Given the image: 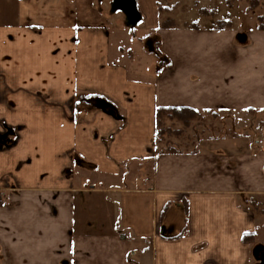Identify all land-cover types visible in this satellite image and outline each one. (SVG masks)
I'll return each mask as SVG.
<instances>
[{
    "label": "crops",
    "instance_id": "obj_1",
    "mask_svg": "<svg viewBox=\"0 0 264 264\" xmlns=\"http://www.w3.org/2000/svg\"><path fill=\"white\" fill-rule=\"evenodd\" d=\"M161 9L0 0V264H253L264 127L171 154L155 112L264 113V31L160 30ZM137 33L166 60L147 79Z\"/></svg>",
    "mask_w": 264,
    "mask_h": 264
},
{
    "label": "rangeland",
    "instance_id": "obj_2",
    "mask_svg": "<svg viewBox=\"0 0 264 264\" xmlns=\"http://www.w3.org/2000/svg\"><path fill=\"white\" fill-rule=\"evenodd\" d=\"M159 3L169 9L159 15L160 21L169 18L174 20L175 27L173 28H184V23H194L207 29L223 20H230L236 28L239 26L240 28H255L256 17L262 13L261 8L250 11L248 0H159ZM252 24L255 25L252 26ZM137 26L139 28L140 24ZM136 35L139 43L135 46L136 63L131 64L132 73L136 78L147 79L153 77L160 63L165 64L166 60L160 54L158 39L154 34L137 33ZM166 127L168 133L158 144L159 150H164L167 146L177 150L193 151L202 144H206L209 139H235L237 137L252 139L253 132L264 127V113L219 112L215 115H203L189 128L182 129L178 123L171 122H166ZM137 167L139 166L135 164L136 172L140 169ZM254 200L253 206L257 207L256 214L260 227L259 236L253 245V264H264V198Z\"/></svg>",
    "mask_w": 264,
    "mask_h": 264
},
{
    "label": "trees",
    "instance_id": "obj_3",
    "mask_svg": "<svg viewBox=\"0 0 264 264\" xmlns=\"http://www.w3.org/2000/svg\"><path fill=\"white\" fill-rule=\"evenodd\" d=\"M248 9L250 11L256 10L258 8L262 9V13L257 15L256 22H257V28L260 31H264V0H248ZM163 11H169V9H161L159 12L160 14ZM175 27L174 20L172 19H166L163 21H160L159 23V29L160 30H166ZM185 29H197V25L192 23H184L183 26ZM216 28L223 30L227 28H232V23L230 20H223L218 21L216 24ZM215 115V113H209V112H200L191 108L187 107H180V108H158L155 112V125H156V139L157 144H160L162 141L164 135L168 133V128L166 127V122L171 123H178L182 129L189 128L191 124L199 120L203 117V115ZM180 132V131H176ZM168 135V134H167ZM163 152L167 153H176V149L174 147H165ZM255 238V234H246L243 236L242 241L247 244H251Z\"/></svg>",
    "mask_w": 264,
    "mask_h": 264
}]
</instances>
